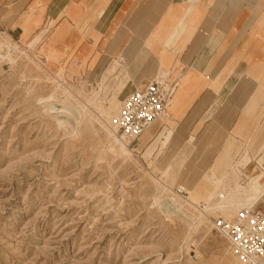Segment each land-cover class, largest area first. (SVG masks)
I'll use <instances>...</instances> for the list:
<instances>
[{
    "label": "rangeland",
    "instance_id": "obj_1",
    "mask_svg": "<svg viewBox=\"0 0 264 264\" xmlns=\"http://www.w3.org/2000/svg\"><path fill=\"white\" fill-rule=\"evenodd\" d=\"M12 1L0 0V48L10 51L0 57V264H239L213 226L215 219L236 217L201 215L205 206L219 201L221 187L215 183L226 173L239 171L241 181L264 173V0H232V7L238 2L240 8H255L253 22L242 31L249 35L245 45L253 47L228 59L216 79L207 73L218 56L205 74L185 71L180 61L163 64L156 79L168 81L172 74L178 88L161 120L132 145L125 142L131 156L113 137L129 85L113 88L111 81L115 74L119 81L124 78L130 59L120 53L109 57L103 48L96 52L101 39L87 41L95 24L78 44L71 25L57 34L53 22L40 26L35 37L43 36L35 45L12 37L7 34L15 19L8 9ZM76 1L65 10L72 19ZM217 1L170 6L153 35L173 47L187 33L186 44L203 18L197 26L196 19L190 20L188 31L171 40L169 32L182 12L187 18L205 15ZM239 61L244 62L240 78L255 87L249 83L254 93L231 136L241 106L231 112L225 96L215 93ZM92 90L100 96L89 104ZM208 90L216 102L203 100L193 115L206 122L190 119L178 125ZM49 99V104L79 110L77 124L68 119L74 129L59 126L55 115L45 112ZM212 108L213 115L204 113ZM188 146L181 167L168 171ZM155 198L177 200L194 225L181 215L162 213ZM258 206L264 207V200Z\"/></svg>",
    "mask_w": 264,
    "mask_h": 264
},
{
    "label": "crops",
    "instance_id": "obj_2",
    "mask_svg": "<svg viewBox=\"0 0 264 264\" xmlns=\"http://www.w3.org/2000/svg\"><path fill=\"white\" fill-rule=\"evenodd\" d=\"M186 1L77 0L76 5L71 10L75 18L72 19L65 12L72 4V0H13L12 5L8 9H11L10 11H12L15 19L12 22L13 28H10L7 34L12 37L16 34L19 36V40L21 38V40L31 42L35 45L43 36V34H40L35 37L41 25L46 26L48 24L50 26L53 22L55 24L54 28H56L57 34H59L62 33L59 28L65 29V24H68L71 25V31L76 36L78 44L88 28L95 24L93 32L87 38V41L92 42L93 39L97 41L101 39L96 48V52L103 48L105 51H108L109 57H115L120 53L124 56V59L127 58L131 61L121 81H119L120 77L116 76V74L111 79L113 81V88L119 87L122 82L127 83L124 85V88L126 85H129V87L127 86L128 90L125 94L127 97L134 89L156 79L163 64L173 66L177 61H180L185 71L192 68L197 73L205 74L210 63L218 56L207 73V77L213 80L216 79L228 59L239 54L245 55L252 50V42L245 45L246 41H249L248 33H242V31L245 24L251 20L253 22L255 8H240L238 2L232 7V0H218L214 6L207 8L205 15L202 13L198 17L192 16L187 18V11L182 12L179 18L180 21L169 32V39H175L180 31L187 32L188 22L190 20L196 19L195 25H193L197 26L199 20L203 18L202 23L186 44L185 41L188 38L187 33L183 34L173 47L165 46L162 40L155 37L153 33L161 23L163 15L170 6H180ZM103 10L104 12L100 16ZM65 20L66 22H64ZM190 24L192 25V23ZM190 24L189 26H191ZM235 27H237L236 31H234ZM174 30H176V33L173 35ZM26 34L27 36L24 37ZM54 40L56 39L54 38ZM262 55H264V45ZM243 67V61L236 63L223 80L219 92L215 93L216 98L225 96L223 103L228 105L231 112H233L235 105L241 106L237 118L229 130L231 136H234L233 130L238 122L243 106L254 93L255 84L252 81L245 82L240 78L239 74L243 71ZM189 79L190 74L188 75L187 81ZM177 81L178 79L174 78L172 74L169 76L168 82L173 83ZM249 83H252L254 87ZM225 91L229 92L227 93ZM209 92L212 91L208 90L203 93L194 102L193 107L189 110L186 117L178 122V125L190 119H194V122L201 120V117H193L194 110L203 100L206 104L210 105L216 102L209 98L212 97L210 96L212 94ZM242 94L246 96L244 101L242 100V96H244ZM240 98L241 100H239ZM228 107L223 112H226ZM214 110L215 108H212L208 112L204 111V113L213 115ZM223 115L225 116L226 114L223 113ZM204 119L199 123L201 124ZM260 134L261 137L264 136L263 133ZM191 136V140H193L195 133ZM158 148L161 150V147ZM189 149L190 146L184 149L182 155L177 158L176 164H171L166 169L168 171L172 168L177 169L179 164L183 162L181 158L187 157ZM261 200H264V196L259 201ZM259 208L264 211L263 206H259Z\"/></svg>",
    "mask_w": 264,
    "mask_h": 264
},
{
    "label": "built area",
    "instance_id": "obj_3",
    "mask_svg": "<svg viewBox=\"0 0 264 264\" xmlns=\"http://www.w3.org/2000/svg\"><path fill=\"white\" fill-rule=\"evenodd\" d=\"M177 88V82L154 79L134 89L122 103L120 136L130 140L131 145L138 141L168 112ZM214 224L241 264H264V211L259 206L252 212H239L233 221L215 219Z\"/></svg>",
    "mask_w": 264,
    "mask_h": 264
},
{
    "label": "bare ground",
    "instance_id": "obj_4",
    "mask_svg": "<svg viewBox=\"0 0 264 264\" xmlns=\"http://www.w3.org/2000/svg\"><path fill=\"white\" fill-rule=\"evenodd\" d=\"M175 33L176 30H174L173 35ZM261 38L264 40V32L261 35ZM9 54L10 51L8 52L5 51V46H2L0 48V57L4 58L5 56H9ZM99 96H100L99 91H95V90L90 91L88 94V103L89 104L96 103L99 99ZM47 103L48 104L45 106V112L47 114L55 115L53 119L56 121V123L59 126H71V128L74 129L75 126L73 127L68 121V119L70 120L74 119L75 120L74 122H76L77 124V121L81 115L79 110L68 107L65 103L59 105L49 104L50 99L49 101H47ZM119 128L120 125L118 119V127L115 128V132L113 131V137L115 138L117 143L121 146L123 153L126 156H131L132 153L129 150L128 145L125 143V142L131 143V141L122 138L120 136ZM116 131H117V135H116ZM215 185H220L221 187L219 201L213 207L205 206V211L202 212L201 216L205 217L204 214L209 212H218L221 213L223 216H228L230 218L237 217L238 213L241 211L252 212L253 209L257 208V207L255 208V206L257 205L256 203L264 196V173H261L260 175L250 178L247 181H241L239 178V171L232 169V172L230 174L226 173L224 179L221 181L218 180L215 183ZM180 191L183 192L182 190ZM177 195L181 196L179 192H177ZM181 197L184 198L183 196ZM155 205L159 208V210L162 213L166 215H170V214H174V215L176 214L179 216L181 215L185 219V221L189 223L190 226L194 225L191 218L183 213V207L177 200L167 199L162 201L160 198H155ZM213 226H215L214 222H213ZM229 251L231 253L230 247H229ZM231 255L233 256L232 253ZM237 262L241 264L238 260Z\"/></svg>",
    "mask_w": 264,
    "mask_h": 264
}]
</instances>
